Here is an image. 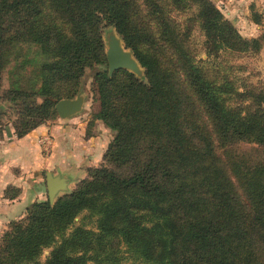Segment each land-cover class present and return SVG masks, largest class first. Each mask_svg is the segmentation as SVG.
<instances>
[{
  "label": "trees",
  "instance_id": "obj_1",
  "mask_svg": "<svg viewBox=\"0 0 264 264\" xmlns=\"http://www.w3.org/2000/svg\"><path fill=\"white\" fill-rule=\"evenodd\" d=\"M104 22L146 80L109 74ZM263 46L213 0H0L17 136L56 117L97 66V117L117 131L105 164L11 223L0 264H264V83L245 86L234 60ZM84 212L95 229L73 228Z\"/></svg>",
  "mask_w": 264,
  "mask_h": 264
},
{
  "label": "crops",
  "instance_id": "obj_2",
  "mask_svg": "<svg viewBox=\"0 0 264 264\" xmlns=\"http://www.w3.org/2000/svg\"><path fill=\"white\" fill-rule=\"evenodd\" d=\"M213 1L243 36H262L264 0ZM89 106L91 103L85 100L83 110L77 114L67 118L59 116V119L43 123L22 137L17 136L13 125L3 127L0 124V240L12 222L27 216L33 203L49 200V173L67 182V190L60 192L59 197L72 192L88 176V169L98 166L94 161L104 158L114 139L105 141V137L112 136L114 130L97 117L98 109L92 112V106ZM79 113L82 116L78 117ZM93 115H96L94 122ZM91 121L93 135L87 137ZM42 175L44 188H34Z\"/></svg>",
  "mask_w": 264,
  "mask_h": 264
},
{
  "label": "rangeland",
  "instance_id": "obj_3",
  "mask_svg": "<svg viewBox=\"0 0 264 264\" xmlns=\"http://www.w3.org/2000/svg\"><path fill=\"white\" fill-rule=\"evenodd\" d=\"M221 6H223V4H221ZM102 35H103L106 55H107V51L109 49V43L111 41V36L115 35L117 38H120L122 40L121 42H122L123 46L125 47V49L131 51V53L135 57V55L132 52V50L126 47L122 37L118 34L116 29L112 25L108 24L107 22L103 23ZM195 38H196V41L199 44V48H200V49L198 48L199 49V55L201 57H203V58H206V55L204 54V51H202V48H203L202 47L203 37L201 35V31L197 30V32L195 34ZM245 38L252 39V38H249V37H245ZM222 55H223V57H225V59H226V56H228L226 54H222ZM242 56H243L242 58H241V56H236V57H234V60H236L237 63L243 67V69L241 70V73H242V76L244 77V79L246 80V81L242 80L245 83V86L246 85L247 86H257L260 83H264V49L262 51H260L259 53H256V54L242 55ZM37 59L38 60L39 59L42 60V59H44V57H40V55H37ZM228 59L231 60V58H228ZM102 69H106V66L105 67L97 66L94 69L88 68L86 70V73H85L84 77L82 78V88H81L80 92L75 97L72 98V99H76L78 97H82L83 103L85 102V100H86V103L87 102L91 103L92 108H91L90 111H92V112L95 109H98L100 111V108H101V107L99 108L101 101H100V93H99V89H98V84L95 81L96 80L95 73H96L97 70H102ZM137 76L139 78L143 79V80H146V78H145V68L141 64H140V72L138 73ZM9 86H10L9 75H8V73H5L4 76H3V80H2V87L0 88V113H1L0 114V124L3 127L4 126H8V125H13V127H14V124L16 123L15 121L17 119V115H16V111H15L14 105H11L8 102H5L3 100V92ZM91 106H89V107H91ZM84 109L86 110V107ZM79 116H82V114L80 115V113H79L78 117ZM59 118H60L59 115H57L54 118L48 119L45 123L52 122V121L57 120ZM93 118H94L93 119V122H94L95 119H96V115L95 116L93 115ZM91 123H92V121L89 122V125H88V130H87V135L88 136L87 137H89L90 135L91 136L93 135L92 132H93L94 128H91V126H90ZM116 135H117V131L114 130V134L112 136H106L105 137V141H106V139L107 140H109V139L112 140V138L116 137ZM104 136H105V134H104ZM103 159L104 158H102L100 160H96L94 162L97 163L96 165L101 166V165L105 164V161ZM43 179H44V176L42 175L41 178L39 179V183L36 184L33 187L35 188V187L39 186L40 188L43 189L44 188L43 187L44 186ZM30 189H31V187H30ZM28 194H30L29 190H28ZM45 195L47 197V191L44 189V196ZM57 199H56V201H57ZM86 217H87V213L86 212H84L80 216H78L76 218V221H75V224H74L73 228L78 226V225H84L87 228L95 229L94 219H87ZM73 228H71V229H73ZM51 250H52V248L44 250V252L42 253V255L40 257V261L41 262H45L47 260V258L50 255ZM124 257L127 258V257H129V255L127 253H125ZM123 264H131V260L126 259L123 262Z\"/></svg>",
  "mask_w": 264,
  "mask_h": 264
},
{
  "label": "water",
  "instance_id": "obj_4",
  "mask_svg": "<svg viewBox=\"0 0 264 264\" xmlns=\"http://www.w3.org/2000/svg\"><path fill=\"white\" fill-rule=\"evenodd\" d=\"M121 41L122 40L115 35L111 36L109 49L107 51L109 74L113 75L118 69H127L138 75L140 72V64L131 51L125 49ZM82 105V97L76 99H62L56 104V110L60 117L67 118L80 112ZM47 184L51 203L56 201L60 192L67 190L66 180L54 177L50 173L47 175Z\"/></svg>",
  "mask_w": 264,
  "mask_h": 264
}]
</instances>
